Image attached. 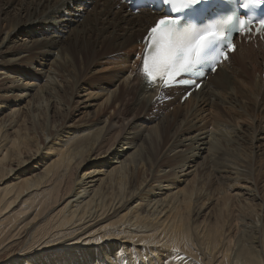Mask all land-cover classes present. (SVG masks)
<instances>
[{
  "label": "bare ground",
  "instance_id": "6f19581e",
  "mask_svg": "<svg viewBox=\"0 0 264 264\" xmlns=\"http://www.w3.org/2000/svg\"><path fill=\"white\" fill-rule=\"evenodd\" d=\"M116 6L0 0V264H264V214L229 195L242 182L261 199L262 45L241 44L183 105L165 93V117L139 66L154 19ZM52 55L39 86L22 65Z\"/></svg>",
  "mask_w": 264,
  "mask_h": 264
},
{
  "label": "rangeland",
  "instance_id": "374dc122",
  "mask_svg": "<svg viewBox=\"0 0 264 264\" xmlns=\"http://www.w3.org/2000/svg\"><path fill=\"white\" fill-rule=\"evenodd\" d=\"M2 29H4V26L2 27ZM16 34V33H15ZM14 34V35H15ZM26 35L25 34H23V35H19V37H15L12 41H11V43L9 44V45H7V47L8 48H17L18 46L20 47V46H22V45H27L29 42H28V38H26L25 37ZM3 37V34L0 36V38H2ZM137 51H135L134 52V54L132 55V59H135L136 58V55L135 54H137L136 53ZM4 57H5V60H12L11 58H12V55H8V54H5L4 55ZM56 58V56L55 55H52V56H50V57H48L47 59L46 58H44V59H38L37 58V61L38 60H41L40 62H39V64H42L41 66H39V64L37 65L36 63L37 62H34V64H30V63H28V61H26V62H24V63H26V64H29V65H26V64H24V65H22L23 67H25V68H29L30 67V71L32 72V73H34V77H36V78H40V80H38V81H35V80H33V81H35V83H37L39 86L40 85H42L44 82V80H45V78L42 80V78H41V76L39 75V74H43L44 72H47V74L49 75L50 73L47 71L49 68H48V64L49 63H51V62H53L54 61V59ZM69 58V57H68ZM46 59V60H45ZM106 65V66H105ZM105 65H102V67L100 66V67H94V68H92L91 67V69L90 70H94V71H96V72H99V74L97 73V75H107V74H111L112 73V71H113V69L111 70V68L110 67H113L112 65L111 66H109L110 64H105ZM232 67H234L235 69H236V67H235V65L233 66V65H231V69H232ZM108 68H109V72H108ZM35 69V70H34ZM101 69V70H100ZM234 69V70H235ZM35 72H34V71ZM92 70V71H93ZM26 71V70H25ZM231 71V70H230ZM230 71L228 70H224V72L226 73V74H229L230 73ZM101 72V73H100ZM108 72V73H107ZM126 73H128V72H126ZM229 76H230V74H229ZM117 80V79H116ZM31 81V80H30ZM82 88H84L85 89V91H84V93L85 94H89L90 92H91V97L93 96V95H95V93H96V97H94V98H96L95 100H92L93 102H92V104H94V105H97V104H100L101 103V101H102V99L104 100L106 97H102L104 94H102V92H97V90H95V89H89V90H86V89H88V88H85V87H83L82 86ZM243 91H246V89L244 88L243 89ZM104 93V92H103ZM108 95H109V93H108ZM232 95H234V94H232ZM98 97V98H97ZM101 98V99H100ZM238 100V99H237ZM174 104V106H175V103H173ZM183 105V104H182ZM173 106V107H174ZM173 107L172 106H170V107H165V106H163V107H161L160 109H159V115H161L162 113H163V115L165 116V117H167L168 115V117H170V115H172V109H173ZM191 108V107H190ZM189 108V109H190ZM162 109H165V110H163L162 111ZM187 110V109H186ZM186 110H184L182 113L183 114H185L186 113ZM151 113L152 114H156L157 113V108L156 109H154V110H152L151 111ZM262 116H264V115H262ZM80 118L82 117V116H79ZM76 119H79V118H75V120ZM262 123H263V125H264V120H262L261 121ZM155 122L153 121V122H149V124H147L146 125V123L145 124H143V125H145V126H141V129L142 130H144V131H148L149 130V128H151L152 126H154L155 127ZM154 127H152V128H154ZM145 128V129H144ZM156 135H158L157 134V132H156ZM155 135V138L157 139L156 140V142H160V138H158L159 137V135L158 136H156ZM191 170H188L186 173H183L182 174V178H181V180L182 181H184L183 183H182V181L180 182V183H173V186H172V192L173 193H177V192H179L182 188H184V186L185 185H187L188 184V182L189 181H191L192 180V175H190L189 174V172H190ZM185 175V176H184ZM166 185V184H165ZM263 185V184H262ZM250 184H248V183H239V185L237 186L238 188H235V189H232V190H230L231 192H229V195L232 197H235V200H237V201H239V203H240V205H239V207H241V206H250V205H253L255 208V210L257 209L258 210V216H260L261 217V215H263L264 214V212H262V210H263V207L264 206H262V207H259L258 205H261L260 204V200H262V201H264V185L262 186V188L260 189V191H262L261 192V196H259L258 195V197L259 198H261L260 200L259 199H255L254 197H252V191L251 190H253V189H250ZM142 187H144V185L142 186ZM248 190V191H247ZM218 201L217 200H213L212 202L210 201V203H211V205L209 206V208L205 211V216H207L208 215V213L210 212V211H212L213 209H214V207L216 206V203H217ZM233 202H234V199H233ZM218 204H219V202H218ZM235 205V204H234ZM262 210H261V209ZM149 209V208H148ZM154 210V209H153ZM153 210H151V212L153 211ZM237 209L233 206V208H232V211L234 212V215L235 216H237V211H236ZM207 212V213H206ZM248 213V212H247ZM246 214V213H245ZM203 215V214H202ZM253 217V216H252ZM204 217L202 216V218H200V220L199 221H201L202 219H203ZM255 220H257V217H255ZM89 260V259H88ZM88 260H86V261H88Z\"/></svg>",
  "mask_w": 264,
  "mask_h": 264
}]
</instances>
